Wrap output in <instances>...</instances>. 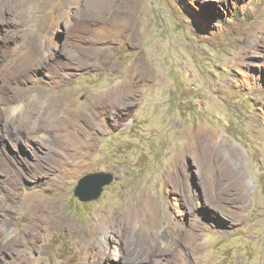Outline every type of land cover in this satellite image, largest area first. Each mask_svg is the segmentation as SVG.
Returning <instances> with one entry per match:
<instances>
[{
    "label": "rangeland",
    "instance_id": "obj_1",
    "mask_svg": "<svg viewBox=\"0 0 264 264\" xmlns=\"http://www.w3.org/2000/svg\"><path fill=\"white\" fill-rule=\"evenodd\" d=\"M0 264H264V0H0Z\"/></svg>",
    "mask_w": 264,
    "mask_h": 264
},
{
    "label": "water",
    "instance_id": "obj_2",
    "mask_svg": "<svg viewBox=\"0 0 264 264\" xmlns=\"http://www.w3.org/2000/svg\"><path fill=\"white\" fill-rule=\"evenodd\" d=\"M113 179V173L108 171L87 172L78 178L73 193L81 202L96 200Z\"/></svg>",
    "mask_w": 264,
    "mask_h": 264
},
{
    "label": "bare ground",
    "instance_id": "obj_3",
    "mask_svg": "<svg viewBox=\"0 0 264 264\" xmlns=\"http://www.w3.org/2000/svg\"><path fill=\"white\" fill-rule=\"evenodd\" d=\"M119 93V88L118 89H114L111 91V93H107V94H104L105 97H109L110 99L112 100H118L119 101V97H116V94ZM182 149V148H181ZM186 150V149H185ZM40 206V205H39ZM34 207V206H33ZM31 208V207H30Z\"/></svg>",
    "mask_w": 264,
    "mask_h": 264
}]
</instances>
